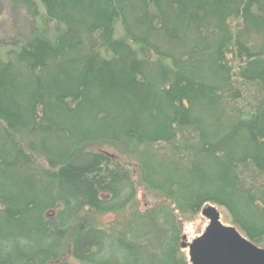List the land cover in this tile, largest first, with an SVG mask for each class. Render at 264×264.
Here are the masks:
<instances>
[{
  "label": "trees",
  "instance_id": "obj_1",
  "mask_svg": "<svg viewBox=\"0 0 264 264\" xmlns=\"http://www.w3.org/2000/svg\"><path fill=\"white\" fill-rule=\"evenodd\" d=\"M2 16L0 264H191L182 222L207 205L264 248V0H5ZM141 190L162 202L85 222Z\"/></svg>",
  "mask_w": 264,
  "mask_h": 264
},
{
  "label": "water",
  "instance_id": "obj_2",
  "mask_svg": "<svg viewBox=\"0 0 264 264\" xmlns=\"http://www.w3.org/2000/svg\"><path fill=\"white\" fill-rule=\"evenodd\" d=\"M202 215L208 220L204 232L183 243L191 264H264V248L225 224L216 206H205Z\"/></svg>",
  "mask_w": 264,
  "mask_h": 264
},
{
  "label": "rangeland",
  "instance_id": "obj_3",
  "mask_svg": "<svg viewBox=\"0 0 264 264\" xmlns=\"http://www.w3.org/2000/svg\"><path fill=\"white\" fill-rule=\"evenodd\" d=\"M4 2L5 0H0ZM7 6V2L3 3V7ZM8 12V11H7ZM6 12V13H7ZM4 16L0 17V23L3 22ZM6 25V26H5ZM4 22L1 27H3L4 36H13L15 28L13 25L6 24ZM3 36V37H4ZM26 141V140H25ZM92 149L101 150L102 152L108 154H118V148H114L108 145H102L100 147H94ZM122 160L127 162L128 158L125 155H122ZM40 161L45 163L44 159L40 158ZM128 164H130L131 169L137 170V160L132 158L128 160ZM160 196L157 192L148 191V190H141L138 195L137 199L125 207L122 211L117 212L116 214H99L92 211H85L84 213V220L86 223H90L93 226H110L112 228L121 227L129 221V218L133 217L137 213L143 212L147 206H153L154 204H159L162 202ZM165 200H163L164 202ZM219 211L221 212V219L225 224H229V217L226 214V211L222 207H218ZM208 225V220L202 215V213L198 214L196 218L194 217L193 220H183L182 228H183V237L182 242H191L193 239L201 235L206 226ZM230 225V224H229ZM71 245V237L68 239L67 248L70 249ZM186 252L188 250L186 249ZM64 264H83L82 262L73 258L68 252L64 255Z\"/></svg>",
  "mask_w": 264,
  "mask_h": 264
}]
</instances>
